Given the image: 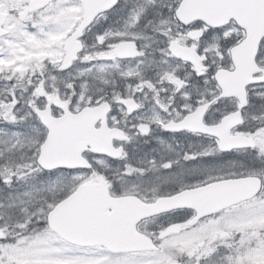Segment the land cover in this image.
<instances>
[{
    "label": "snow or ice",
    "instance_id": "1",
    "mask_svg": "<svg viewBox=\"0 0 264 264\" xmlns=\"http://www.w3.org/2000/svg\"><path fill=\"white\" fill-rule=\"evenodd\" d=\"M0 264H264V0H0Z\"/></svg>",
    "mask_w": 264,
    "mask_h": 264
}]
</instances>
